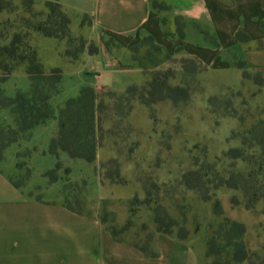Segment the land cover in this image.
I'll return each instance as SVG.
<instances>
[{"label":"rangeland","instance_id":"374dc122","mask_svg":"<svg viewBox=\"0 0 264 264\" xmlns=\"http://www.w3.org/2000/svg\"><path fill=\"white\" fill-rule=\"evenodd\" d=\"M16 5L18 9L14 12L0 16V37L2 42L9 43L14 34L25 36L28 33V44L38 52L44 67L62 70L60 93L51 99L57 114L63 106L61 102L77 95L81 83L79 70L96 65L95 60L80 61L81 54L91 51L94 46L71 34L69 38L57 41L29 31L27 24L44 20L40 12L45 9L28 3ZM87 23L84 19L83 24ZM184 26L183 21L175 19L167 24L166 32L177 36ZM164 54L146 40L134 50L132 57L147 71L166 72L171 68L175 74L169 81L172 86L185 81L192 90L197 89L187 103L175 105L166 100L147 108L135 101L133 111L126 119H113L114 113L110 114L103 126V146L93 163L72 160L66 154H60L58 158L44 156L40 146L47 145L52 131L49 125L37 127L30 137L7 149L3 164H17V185L30 183L32 188L40 187L32 189V196L51 198L61 194L64 205L90 216H99L113 237L125 241L137 239L138 247L147 253L154 250L152 242L156 232L152 225L158 231L155 224L158 218L160 226L172 229L175 238L188 232V251L192 258L200 253V264H216L218 259L207 255L205 238L221 221L213 213L217 200L223 218L245 227L246 247L260 250L264 241L262 206L254 210L234 207L231 197L235 193L227 189H221L214 201L203 202L181 181L194 164L223 159L230 148L240 147L244 133L264 121V83L256 85V82H264V72L245 67L251 77L243 79V71L233 68L227 56H222L210 57L209 68L205 66L207 70L193 77L190 73L184 75L179 64L166 61ZM181 57V54L177 56L179 60ZM242 65L236 63L238 68ZM187 66L193 69L192 64ZM145 78L149 80V77ZM106 81L109 83L108 77ZM115 85L111 90L120 91V86ZM1 87L7 97H14L17 92L29 93L31 83L25 71L19 69ZM118 94L123 95V92ZM5 125L14 126L7 110L0 111V127ZM112 159L117 160L125 185L103 179L102 174L107 170L115 172V168L108 165ZM222 164L229 162L223 160ZM103 165H106L105 170H101ZM41 171H46L45 176H40ZM219 264L230 263L221 260Z\"/></svg>","mask_w":264,"mask_h":264},{"label":"crops","instance_id":"0c3cea01","mask_svg":"<svg viewBox=\"0 0 264 264\" xmlns=\"http://www.w3.org/2000/svg\"><path fill=\"white\" fill-rule=\"evenodd\" d=\"M12 1L20 4L23 0ZM33 1L37 8L48 2L59 4L71 20L72 37H81L98 50L96 55L88 51L81 54V63L95 60L96 65L79 70L77 95L84 87L111 90L116 84L120 86L116 93H122L131 85L144 84L146 76L134 62L131 50L146 37H152L166 54L197 58L207 69L210 57L227 56L233 68L241 72L237 62L248 70L264 72V0ZM154 3L168 9H154ZM176 18L185 24L183 39L166 35L167 24ZM238 34L249 41L238 40ZM49 125L51 135L47 145L40 146L41 151L44 156L58 158L65 153L53 156L48 151L58 131L57 120L39 127ZM4 161L0 162V264H200V253L192 258L188 251L189 239L159 233L154 224V250L147 253L138 247L137 239L113 237L99 216L66 207L61 194L32 196V189L40 187L17 185V164ZM45 172H39L40 176Z\"/></svg>","mask_w":264,"mask_h":264},{"label":"trees","instance_id":"16d2710c","mask_svg":"<svg viewBox=\"0 0 264 264\" xmlns=\"http://www.w3.org/2000/svg\"><path fill=\"white\" fill-rule=\"evenodd\" d=\"M28 3L35 7L33 0H23L21 4ZM18 7L12 0H0V15L14 12ZM15 8V9H14ZM154 9L166 8L162 4L154 3ZM40 16L44 20L27 24L31 32H38L42 36L57 41L70 36L71 20L59 4L48 2ZM168 9V8H166ZM13 10V11H12ZM46 11H48L46 13ZM176 20H181L176 18ZM182 21V20H181ZM10 23V22H8ZM264 27V24H263ZM183 31L177 36L184 38ZM170 36L169 34H166ZM28 33L23 36L14 34L9 41L0 37V85L6 83L19 70L23 69L30 79L31 89L29 93L17 92L14 97H7L0 88V110H8L14 126L5 125L0 127V162L4 159L5 151L19 144L25 137H30L32 131L50 120H57L58 131L49 146V154L58 156L65 153L72 160H83L93 163L97 159L98 151L103 146L104 122L110 119H126L133 111L135 101L141 105L152 106L171 100L175 105L187 103L193 92L197 89L189 87L184 81L172 86L169 81L175 77L173 70L166 72L147 71L137 59L134 62L142 69L149 80L140 85H131L119 95L116 92L101 88L84 87L76 97L68 99L56 114L51 105L54 94L60 93L63 72L59 68L46 69L38 52L28 44ZM7 37V36H6ZM238 40L248 42L249 39L238 34ZM148 40L156 49L163 51L164 58L173 64H179L180 71L185 74L197 76L200 71L207 70L197 58L176 57L166 54L158 46L152 37L144 38L131 52L144 41ZM85 41V40H84ZM98 50L93 47L90 55H96ZM132 53V54H133ZM71 57V55H68ZM192 64L193 69L190 65ZM240 66L243 71V79H250V73ZM151 77V78H150ZM256 82V85H262ZM196 87L200 84L195 80ZM200 89V88H199ZM108 100V102L106 101ZM226 160L229 164H222ZM108 165L115 168V172L107 170L102 177L112 184L125 185L121 177L120 167L117 160L112 159ZM106 165L101 167L105 170ZM194 168L182 177V185L188 190L195 192L203 202H211L218 198L221 189H227L235 194L231 197L234 207H245L254 210L262 206L264 216V121L261 120L251 129L246 131L241 139L240 147L230 148L223 159L217 158L214 162L205 161L203 164H194ZM69 209V206L66 205ZM72 211H75L71 209ZM80 212L81 211H76ZM213 213L221 221L217 227L205 239L207 255L221 260H227L230 264H264V244L258 251H250L244 243L245 227L222 217L219 201L215 202ZM158 232L172 235L173 230H166L160 226V220L156 218ZM264 234V224L261 225ZM181 240L188 239V232L178 236Z\"/></svg>","mask_w":264,"mask_h":264}]
</instances>
